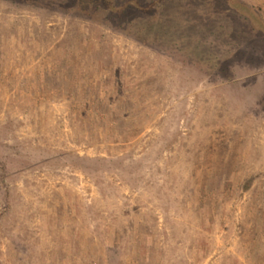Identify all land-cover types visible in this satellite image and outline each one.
Masks as SVG:
<instances>
[{"label":"rangeland","instance_id":"obj_1","mask_svg":"<svg viewBox=\"0 0 264 264\" xmlns=\"http://www.w3.org/2000/svg\"><path fill=\"white\" fill-rule=\"evenodd\" d=\"M236 1L181 47L0 0V264H264V0Z\"/></svg>","mask_w":264,"mask_h":264},{"label":"trees","instance_id":"obj_2","mask_svg":"<svg viewBox=\"0 0 264 264\" xmlns=\"http://www.w3.org/2000/svg\"><path fill=\"white\" fill-rule=\"evenodd\" d=\"M15 1L42 5L40 2L44 0ZM49 1H57L59 7H72L88 18L119 27L142 42L156 45L175 44L183 47L206 31L235 34L240 15L251 22V15L241 13L240 8L244 5L236 0Z\"/></svg>","mask_w":264,"mask_h":264}]
</instances>
